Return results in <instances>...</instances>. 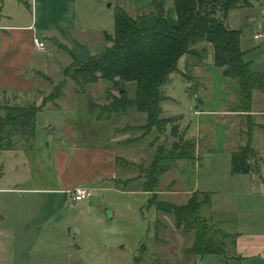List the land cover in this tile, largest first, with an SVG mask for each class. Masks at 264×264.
Segmentation results:
<instances>
[{
	"label": "crops",
	"instance_id": "obj_1",
	"mask_svg": "<svg viewBox=\"0 0 264 264\" xmlns=\"http://www.w3.org/2000/svg\"><path fill=\"white\" fill-rule=\"evenodd\" d=\"M162 2L166 7L169 23L177 24L175 0H162ZM70 3L66 7L58 0H0V105L24 106L29 103L41 105L45 92H49L55 86L54 74L60 72L64 81L65 69L75 60L85 61L107 47L105 34L113 33L111 25L103 19L96 24L81 25L78 29L74 23L73 13L75 11L77 14V3L74 8ZM118 6L138 17L142 27H149L158 19L157 14L154 13L152 0H119ZM62 9L64 11H60ZM99 9L103 11L102 8ZM258 33L264 34V29ZM255 34L257 31L252 35L254 39H261V37L255 38ZM35 37L45 42V51L35 46ZM210 48L209 63L190 69V74L200 77L205 84L198 93L200 101L197 95H192L195 91L191 89L194 82L189 81L187 58L183 67L175 73L178 75L180 86H183L181 92L173 93L169 88L167 91V96L173 102L184 101L191 107L194 121L190 125L186 123L184 125L183 114L174 115L181 116L179 124L183 127L185 135L197 139L198 159L200 158L202 162L199 165L200 161H197L195 167H190L187 162H181L179 168L174 171L180 180H172L176 184L170 191L176 192L179 185L184 186L183 195L186 194L185 202H187L190 194L196 190L207 192L214 190L212 192L215 193L220 190L219 188L226 186L232 204L218 207L215 211L209 208L206 215L213 220L219 230L237 237L228 247V256L192 255L186 257L185 261L186 264L188 261L190 264H264V128L262 127L264 91L254 90L251 111L235 110L234 105L237 100H234L230 88L227 87L229 79L224 77L221 70L215 66L214 49L212 46ZM69 108L71 109L65 111L62 121L66 141L64 148L58 145V142L53 153L50 152L51 143L44 139L42 128L37 126L34 145H22L17 148L18 150L0 151V206L9 204L4 202L8 201L5 196L12 191L18 190L30 194L60 192L65 193L67 198V192L83 182L97 184L116 177V158L123 153V149L117 145L116 137L113 136L112 140L116 142V148L77 147L74 139L78 125L77 111L73 106ZM173 125L171 124L172 128ZM51 126L49 124L47 127ZM53 130L56 132L55 127ZM246 145H250L254 151L250 159L251 170L248 173H233L232 154ZM205 152L208 154L207 160L202 156ZM133 153L134 150L132 155ZM222 155L228 157L223 163H219L221 161L219 157ZM131 156L133 161L135 157ZM211 159H215L218 163L210 164L209 168H205L206 166L202 168L205 160L208 163ZM52 162L58 166L60 176L58 171L56 176L50 173ZM205 169H207L206 177L202 176ZM11 180L12 185L9 184ZM4 182L6 185H3ZM163 188L169 189L162 186L160 195L165 192ZM236 204L240 207H236ZM241 213L246 216L243 217ZM242 224L248 225L240 227ZM180 234L189 236L183 232ZM3 253H7L6 246L0 241V264L7 262ZM207 256L208 262L205 261Z\"/></svg>",
	"mask_w": 264,
	"mask_h": 264
},
{
	"label": "rangeland",
	"instance_id": "obj_2",
	"mask_svg": "<svg viewBox=\"0 0 264 264\" xmlns=\"http://www.w3.org/2000/svg\"><path fill=\"white\" fill-rule=\"evenodd\" d=\"M58 2L66 7L71 2L72 8L77 3V14L75 11L73 13L74 23L78 29L81 28V25L88 26L105 19V22L111 25L112 31L114 30V14L119 0H58ZM250 2L249 7L230 10L226 21L229 27L242 30V46L250 49L245 60L252 63L251 67L254 71L263 72L264 34L261 39H254L252 35L254 31L258 33L264 29V0H250ZM99 8H102L103 11L101 12ZM107 46L111 47L112 43H107ZM186 58L188 60V55H184L181 59L179 69L183 67ZM89 59L87 58L85 61ZM75 67L73 63L69 65L72 72ZM175 73L171 75L170 82L165 87L166 94L168 88L173 93H180L183 88ZM53 79L54 85H58L63 81V75L60 72L56 73ZM179 79L182 82L180 77ZM108 86L107 82L102 81L100 84L89 86L86 93L77 94L74 83L69 81L64 87V95L57 100L58 106L54 107L52 103H49L43 108L38 116L37 126L42 128L44 139L51 143L50 152L53 153L58 142L62 148L66 146L62 121L66 114L65 111H69L71 109L69 107L73 106L77 111L78 125L74 138L77 147L90 149L109 148L108 146H110L116 148L117 142V145L123 149L122 152L127 156L126 158L132 160L130 158L132 150L124 149L121 146L122 142L119 141L122 139L121 136H116L115 140L117 141L112 142L114 131L116 127L124 123L142 125L146 122V116L135 112L129 113V116L125 118L119 117L117 120H108L102 123L96 121L95 114L89 111L88 100L93 98L100 105L108 103L109 100L105 97ZM227 87L233 91L236 88V83L232 81ZM52 89L45 92L44 96ZM114 92L118 94L117 91ZM174 114L185 116L184 125L185 123L190 125L194 121L189 104L184 101L175 103L169 98L163 103V115L170 117L169 115ZM179 123V121H174L168 124L167 130L162 136L153 135L149 140L141 142L138 145L140 147L137 146V151L135 150L131 156L136 154L137 158L135 157L133 162L145 164L152 158L154 147L163 144L170 148L175 141L180 145H188L186 148L192 155V159L194 156L198 159L197 139L187 137ZM49 124L52 125L50 128L47 127ZM171 124H174L173 126L176 128L175 133L172 132ZM262 125L264 128V120H262ZM45 127L47 128L45 129ZM53 127L56 132L53 130V134H49L48 132ZM154 141H156L154 146H151L150 143H154ZM22 145H26V142H18L14 149L18 150L17 148ZM202 156L204 159H208L206 152ZM195 157L194 159L197 160ZM226 157L228 155L220 156L219 163H223L227 159ZM206 160L202 168L205 166V168H209L210 164L218 163L215 159L208 160V163ZM134 169L136 170L134 165L125 166L118 163L116 177L136 176L137 170ZM49 171L53 176H56L58 171L60 176L58 166L53 162ZM202 176H207V169L203 170ZM173 179H179L174 171L166 173L161 178V186L168 188ZM12 183L11 180L9 184L12 185ZM30 184L28 185L30 186ZM82 184L92 189V195L77 203L68 202L66 194L60 192L30 194L17 190L5 196L8 201L4 202L9 204L0 206V217H2L0 220V241L6 246L7 253H3V257L7 259L6 264H134L136 257L140 255L141 264H186L185 258L190 255L184 254V250L192 246L193 234L181 235L182 231L176 228L173 217L157 214L155 208L149 207V199L152 196L142 189H136L139 182L133 183L134 187L131 188V191L123 190L121 186L116 187L108 179L97 184L83 182L79 185ZM3 185H6V182ZM219 189L215 193L212 192L214 190L208 191L213 201L210 206H205L204 214H208L209 208L215 211L218 207L232 204V198L228 196L229 189L226 186ZM163 190L164 194L160 195L162 199L177 204L186 203V194L183 195L184 186L179 185L176 192L164 188ZM236 207H240V205L236 204ZM241 215L246 216L244 213ZM158 219L164 226L158 228L159 232L156 233L158 230L156 231L155 223ZM247 225L242 224L240 227ZM159 238L165 240L159 242ZM220 238L227 244L226 249H228L233 240L225 235ZM205 261H209L208 256ZM187 264L190 262L188 261Z\"/></svg>",
	"mask_w": 264,
	"mask_h": 264
},
{
	"label": "trees",
	"instance_id": "obj_3",
	"mask_svg": "<svg viewBox=\"0 0 264 264\" xmlns=\"http://www.w3.org/2000/svg\"><path fill=\"white\" fill-rule=\"evenodd\" d=\"M152 2L158 19L149 27H142L138 17L117 6L114 31L105 34L107 43H112V46H107L87 61L75 60V72L68 66L65 69L66 79L43 97L41 105L29 103L24 106H0V151L12 150L20 141L26 142V145L32 142L28 146L34 145L38 114L49 103L58 106L57 100L64 95V87L69 80L74 83L77 94L86 93L89 86L100 81L109 84L105 96L108 103L100 105L93 98L88 100L89 111L95 114L98 122L125 118L135 112L146 116V122L142 125L124 123L114 131V137L121 136L119 141L122 147L137 151L141 142L149 140L153 135L162 136L168 124L181 119L178 115L164 116L163 103L169 99L165 87L171 75L179 70V62L184 55H188L189 81L194 82L191 89L195 91L192 95H197L200 101L198 93L205 84L200 77L191 75L190 69L209 63L210 46L214 49L215 66L229 79L228 84L232 81L236 83V88L231 90L234 100H237L234 109L251 111L254 90L264 91V72L254 71L251 63L245 60L250 49L242 46V30L229 27L226 21L230 10L249 7L250 0H175L178 17L175 25L169 23L162 0ZM57 45L62 47L61 44ZM175 129L173 127L172 132L175 133ZM155 142L150 145L154 146ZM181 146L173 149L172 146L168 148L158 144L153 148L152 158L145 164L133 162L121 153L116 158L117 164L134 165L137 175L114 177L110 181L126 191H131L133 183L139 182L136 189H142L152 196L149 207L155 208L157 214L173 217L176 228L184 234H193V244L185 249L186 254L228 256L227 244L220 237L225 235L234 241L237 236L219 230L213 220L203 213L205 206L211 205L209 192L196 190L184 204L160 197L163 175L176 171L181 162L195 167L197 161H200L195 156L197 160L194 157L192 159L186 148L188 145ZM253 154L250 145L235 151L231 159L233 173L250 172ZM175 184L172 181L169 190H173ZM155 224L156 231L164 226L159 219ZM158 240L160 242L165 239ZM140 262L141 255L136 257L134 264Z\"/></svg>",
	"mask_w": 264,
	"mask_h": 264
},
{
	"label": "built area",
	"instance_id": "obj_4",
	"mask_svg": "<svg viewBox=\"0 0 264 264\" xmlns=\"http://www.w3.org/2000/svg\"><path fill=\"white\" fill-rule=\"evenodd\" d=\"M261 36L262 33L255 34V38H259ZM34 44L39 50L42 51L45 50L46 45L41 38L35 37ZM67 193H68V197H67L68 202L73 201L74 203H77L90 197L92 195V189L86 185L85 186L79 185L74 187L72 190H69Z\"/></svg>",
	"mask_w": 264,
	"mask_h": 264
},
{
	"label": "water",
	"instance_id": "obj_5",
	"mask_svg": "<svg viewBox=\"0 0 264 264\" xmlns=\"http://www.w3.org/2000/svg\"><path fill=\"white\" fill-rule=\"evenodd\" d=\"M48 133L53 134V129H51ZM180 147H182V146L179 144V142H176V141L173 142V144H172L173 149H179ZM110 215H111V213H110Z\"/></svg>",
	"mask_w": 264,
	"mask_h": 264
},
{
	"label": "bare ground",
	"instance_id": "obj_6",
	"mask_svg": "<svg viewBox=\"0 0 264 264\" xmlns=\"http://www.w3.org/2000/svg\"><path fill=\"white\" fill-rule=\"evenodd\" d=\"M44 43H45V42H44ZM45 45H46V44H45ZM45 50H46V47H45ZM45 50H44V51H45ZM41 51H42V50H41Z\"/></svg>",
	"mask_w": 264,
	"mask_h": 264
}]
</instances>
